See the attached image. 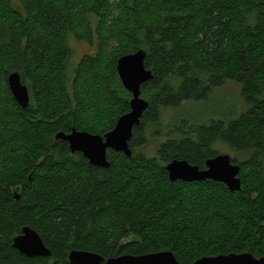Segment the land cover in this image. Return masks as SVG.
<instances>
[{
	"label": "trees",
	"instance_id": "obj_1",
	"mask_svg": "<svg viewBox=\"0 0 264 264\" xmlns=\"http://www.w3.org/2000/svg\"><path fill=\"white\" fill-rule=\"evenodd\" d=\"M72 39L95 52L74 61ZM139 49L153 78L132 156L109 150L110 166H96L56 134L115 127L132 98L117 62ZM14 72L27 108L9 87ZM227 82L240 84L238 117L166 123L165 110ZM221 145L241 166V190L171 180L169 162L205 168ZM26 226L50 256L13 246ZM72 250L171 251L186 264L264 256V0H0V264H71Z\"/></svg>",
	"mask_w": 264,
	"mask_h": 264
},
{
	"label": "water",
	"instance_id": "obj_2",
	"mask_svg": "<svg viewBox=\"0 0 264 264\" xmlns=\"http://www.w3.org/2000/svg\"><path fill=\"white\" fill-rule=\"evenodd\" d=\"M147 52L143 49L124 55L117 62V71L123 86L132 98L130 111L122 115L115 127L105 135L93 134L74 128L70 133L59 132L56 139L69 143L73 153L79 151L94 165L109 167V150L124 152L132 156L130 141L134 128L141 123L143 114L149 107V101L142 96V85L153 78L152 70L145 65ZM9 87L17 102L27 108L30 103V92L22 82L18 72L8 78ZM172 181L186 182L212 179L225 183L230 190L242 188L240 177L241 166L233 163L231 155L220 153L207 160L205 168L192 165L187 160L174 159L167 164ZM13 246L29 256H50L51 250L45 245L39 233L31 227H24L23 232L14 238ZM71 264H186L180 262L171 251H162L144 255H121L105 259L104 256L89 251L72 250L69 254ZM189 264H264V256L256 257L253 253H229L217 256H204Z\"/></svg>",
	"mask_w": 264,
	"mask_h": 264
},
{
	"label": "rangeland",
	"instance_id": "obj_3",
	"mask_svg": "<svg viewBox=\"0 0 264 264\" xmlns=\"http://www.w3.org/2000/svg\"><path fill=\"white\" fill-rule=\"evenodd\" d=\"M96 45V43L92 45L85 41L72 39L70 46L73 50L74 61H79L84 55L95 52ZM240 93L239 83L227 82L222 87L216 88L204 99L186 101L180 107L165 110L163 118L166 119V123H179L183 119L196 123H206L211 119L236 118L245 110V104ZM152 146L155 147V144ZM219 148L221 153L234 156V153L227 147L221 145Z\"/></svg>",
	"mask_w": 264,
	"mask_h": 264
}]
</instances>
